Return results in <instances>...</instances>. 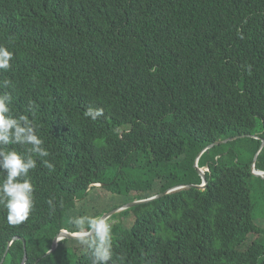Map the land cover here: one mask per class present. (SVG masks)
<instances>
[{
    "label": "trees",
    "instance_id": "trees-1",
    "mask_svg": "<svg viewBox=\"0 0 264 264\" xmlns=\"http://www.w3.org/2000/svg\"><path fill=\"white\" fill-rule=\"evenodd\" d=\"M0 44L15 53L4 74L17 85L15 108L39 104L38 133L55 164L30 173L27 221L9 226L0 209V264L25 254L26 264H90L75 239L47 253L62 229L76 231L73 218L124 205L79 207L93 183L128 202L202 184L198 155L237 135L247 136L199 159L205 189L111 216L114 254L124 264H264L252 198L264 178L251 170L259 151L264 170V0H0ZM89 106L104 116L86 118Z\"/></svg>",
    "mask_w": 264,
    "mask_h": 264
},
{
    "label": "clouds",
    "instance_id": "clouds-1",
    "mask_svg": "<svg viewBox=\"0 0 264 264\" xmlns=\"http://www.w3.org/2000/svg\"><path fill=\"white\" fill-rule=\"evenodd\" d=\"M14 57L15 53L8 46L0 44V209L6 212L9 226L21 225L35 209V187L30 173L37 168L38 162L50 171H55V164L48 159L51 153L38 133L35 118L39 104L29 98L23 112L15 108L14 93L17 85L4 75L12 70ZM83 115L95 122L104 116V108L89 106ZM200 168L204 172L209 169ZM102 185L103 183L92 184ZM54 200V197L47 200L52 212L57 207ZM71 223L76 229L73 236L77 238L75 240H78L82 251L88 255L90 264H124L125 257L114 254L113 223L105 216L82 215L73 218Z\"/></svg>",
    "mask_w": 264,
    "mask_h": 264
},
{
    "label": "water",
    "instance_id": "water-1",
    "mask_svg": "<svg viewBox=\"0 0 264 264\" xmlns=\"http://www.w3.org/2000/svg\"><path fill=\"white\" fill-rule=\"evenodd\" d=\"M247 135H237V136H234V137H230V138H227V139H224V140H221V141H217L215 143H212L210 144L209 146H207L197 157V160H196V169L197 171L199 172V174L202 176V184H188V185H179V186H176V187H173V188H170L168 189L167 191L161 193V194H156V195H152L150 197H147V198H143V199H138V200H134V201H131L119 208H115L107 213H105L103 216H105L107 219H110L111 216H113L114 214L120 212V211H123V210H126V209H130L132 207H135L137 205H140V204H144V203H149L159 197H162L164 195H166L167 193H170L174 190H177V189H180V188H184L186 186L188 187H195V188H200V189H205L207 187V184H208V181L205 177V172L203 169H201L198 165V160L201 158V156L204 154L205 151H207L208 149L214 147L215 145H219L220 143H224V142H228V141H231V140H234V139H237L239 137H245ZM255 137H258L260 138L259 136L257 135H253ZM264 147V139L262 140V145H261V148L260 150H262ZM259 153L260 151L255 155L254 157V161H253V164H252V172L253 174H255L256 176H260L262 178H264V171H259L257 170L256 168V163H257V160H258V156H259ZM14 239H21L24 243V247L26 249V239L23 238V237H20V236H17V237H14ZM63 239H77L75 236H73V232H70V231H67V230H61L55 237L54 241H53V244H52V248L51 250L48 252V253H51L53 252L55 249H57V247L59 246V242ZM13 241V240H12ZM11 241V242H12ZM10 242V244H11ZM9 244V245H10ZM47 253V254H48ZM6 255V254H5ZM26 260H27V254H25V257H24V260L22 262V264H26ZM4 262V257L2 259V262L1 264H3Z\"/></svg>",
    "mask_w": 264,
    "mask_h": 264
},
{
    "label": "rangeland",
    "instance_id": "rangeland-1",
    "mask_svg": "<svg viewBox=\"0 0 264 264\" xmlns=\"http://www.w3.org/2000/svg\"><path fill=\"white\" fill-rule=\"evenodd\" d=\"M242 143H239L237 145H241ZM253 184L255 185V189H253V201L258 204L257 210L255 212L257 222L258 224L264 229V194L261 196V193L258 191V188L256 186L257 180L253 181ZM158 188H155L157 190ZM134 193V192H133ZM117 198H114L113 194L106 190L103 186H94L92 191L90 192V196L87 197L86 199L78 201V206L82 207L83 205H87L90 202L96 203L98 200H105L110 203V205H125L127 204L128 200L126 197H121L118 200ZM131 202V201H130ZM104 203V202H99V204ZM129 203V202H128ZM101 211H104L106 209V204H101L98 207ZM119 208V207H118ZM121 212V211H120ZM119 213V212H118ZM135 216L131 215L129 218H127V221L129 225L134 221ZM259 235L257 234H250L249 237L251 239H256ZM248 242L250 243V240L248 239ZM72 245V244H71ZM83 252V251H82Z\"/></svg>",
    "mask_w": 264,
    "mask_h": 264
}]
</instances>
